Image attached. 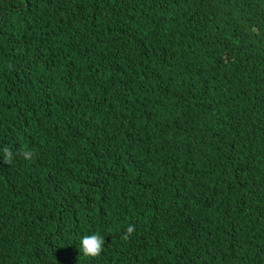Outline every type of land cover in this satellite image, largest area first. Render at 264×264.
<instances>
[{"label":"trees","instance_id":"16d2710c","mask_svg":"<svg viewBox=\"0 0 264 264\" xmlns=\"http://www.w3.org/2000/svg\"><path fill=\"white\" fill-rule=\"evenodd\" d=\"M0 264H264V0H0Z\"/></svg>","mask_w":264,"mask_h":264},{"label":"clouds","instance_id":"9594fccd","mask_svg":"<svg viewBox=\"0 0 264 264\" xmlns=\"http://www.w3.org/2000/svg\"><path fill=\"white\" fill-rule=\"evenodd\" d=\"M18 154L23 156L25 159H31L32 154L27 150H17ZM4 162L11 164L13 161V152L9 147L3 148ZM135 231L134 225H128L126 233L122 236V239H129L130 235ZM105 246V239L99 233H93L91 235H85L80 241V251L85 256L97 257L99 256Z\"/></svg>","mask_w":264,"mask_h":264}]
</instances>
